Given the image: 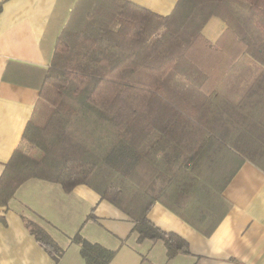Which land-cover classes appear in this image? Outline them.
Returning a JSON list of instances; mask_svg holds the SVG:
<instances>
[{
  "label": "trees",
  "instance_id": "1",
  "mask_svg": "<svg viewBox=\"0 0 264 264\" xmlns=\"http://www.w3.org/2000/svg\"><path fill=\"white\" fill-rule=\"evenodd\" d=\"M212 16L227 24L216 43L202 33ZM263 92L264 0H178L168 15L126 0H78L22 143L0 174V204L31 178L67 192L85 184L129 216L137 241H162L169 259L190 254L186 239L148 213L160 202L212 235L231 208L224 191L242 164L264 169V100L250 99ZM233 93L243 96L235 101ZM225 103L238 124L209 129L205 112ZM25 222L58 264L65 249ZM71 241L85 264H112L117 254L80 231Z\"/></svg>",
  "mask_w": 264,
  "mask_h": 264
},
{
  "label": "crops",
  "instance_id": "2",
  "mask_svg": "<svg viewBox=\"0 0 264 264\" xmlns=\"http://www.w3.org/2000/svg\"><path fill=\"white\" fill-rule=\"evenodd\" d=\"M126 1L168 15L178 0ZM238 1L247 6L252 0ZM77 2L0 0V174L22 143L58 37ZM226 29L222 18L212 16L202 33L216 43ZM243 61L248 66L256 64L251 55ZM255 95L250 96L254 102L264 100V92ZM241 96L232 95L235 101ZM223 105L224 109L213 107L205 112L202 120L209 129L223 131L227 124H238L239 114ZM224 195L231 208L210 236L162 203L154 204L149 219L190 244V254L169 259L162 241H137L129 216L91 187L80 184L67 192L56 182L31 178L7 206L0 204V264H56L30 233L26 219L44 227L65 249L58 264H85L79 245L71 241L78 231L92 242L117 249L112 264H264V169L246 160Z\"/></svg>",
  "mask_w": 264,
  "mask_h": 264
}]
</instances>
